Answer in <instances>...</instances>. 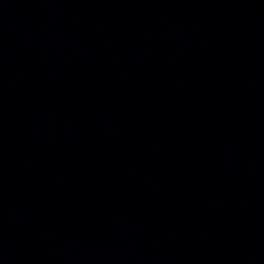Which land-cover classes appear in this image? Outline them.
Masks as SVG:
<instances>
[{
	"label": "water",
	"instance_id": "water-1",
	"mask_svg": "<svg viewBox=\"0 0 264 264\" xmlns=\"http://www.w3.org/2000/svg\"><path fill=\"white\" fill-rule=\"evenodd\" d=\"M0 264H264V0H0Z\"/></svg>",
	"mask_w": 264,
	"mask_h": 264
}]
</instances>
